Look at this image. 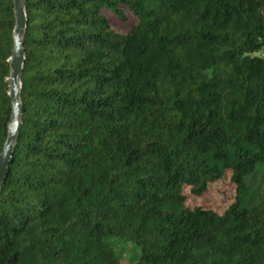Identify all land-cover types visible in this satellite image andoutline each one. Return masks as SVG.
<instances>
[{"label":"trees","instance_id":"trees-1","mask_svg":"<svg viewBox=\"0 0 264 264\" xmlns=\"http://www.w3.org/2000/svg\"><path fill=\"white\" fill-rule=\"evenodd\" d=\"M0 264H264V0H25ZM121 32L109 15L126 23ZM15 0H0V155ZM231 172L222 213L187 204Z\"/></svg>","mask_w":264,"mask_h":264},{"label":"water","instance_id":"water-1","mask_svg":"<svg viewBox=\"0 0 264 264\" xmlns=\"http://www.w3.org/2000/svg\"><path fill=\"white\" fill-rule=\"evenodd\" d=\"M16 27L14 31V51L11 57L10 74V96L12 99L13 112L9 124V133L4 150L0 155V187L4 182L8 167L14 153V146L17 141L22 118L21 101V76L25 64V47L23 36L27 29V12L25 0H15Z\"/></svg>","mask_w":264,"mask_h":264},{"label":"rangeland","instance_id":"rangeland-1","mask_svg":"<svg viewBox=\"0 0 264 264\" xmlns=\"http://www.w3.org/2000/svg\"><path fill=\"white\" fill-rule=\"evenodd\" d=\"M127 15L129 20L126 23H123L122 20L115 16L109 15L112 26L121 32L130 30L134 18L128 12ZM186 192L188 195L187 204L189 206L201 205L222 213L233 202L235 187L231 183V172L228 171L222 180L210 184V189L202 197L197 198L192 196L189 187H186ZM115 248L121 253L122 261L125 264H134V257L137 254V250L131 244L123 245L115 243Z\"/></svg>","mask_w":264,"mask_h":264}]
</instances>
